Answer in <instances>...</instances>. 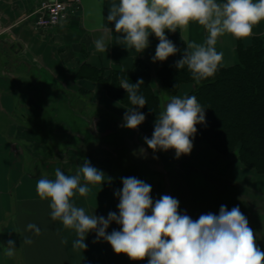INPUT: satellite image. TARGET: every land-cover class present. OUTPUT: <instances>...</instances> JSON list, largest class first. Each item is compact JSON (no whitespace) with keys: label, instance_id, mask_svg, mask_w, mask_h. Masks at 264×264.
Returning <instances> with one entry per match:
<instances>
[{"label":"crops","instance_id":"1","mask_svg":"<svg viewBox=\"0 0 264 264\" xmlns=\"http://www.w3.org/2000/svg\"><path fill=\"white\" fill-rule=\"evenodd\" d=\"M118 2L81 0L68 21L41 29L31 16L35 9L31 0H0V264H148L147 257L133 261L116 254L105 240H97L95 232L87 235L86 249L74 248L75 231L53 221L50 201L37 196L39 178H54L56 168L75 174L85 158L110 178L102 186H90L87 196L77 193L73 198L87 213L118 215L115 193L123 187L122 178L134 176L151 185L153 200L170 195L179 200V211L193 220L209 212L218 215L221 205L228 210L238 206L264 250L262 192L245 194L229 181L200 176L194 168L195 147L179 158L171 149L153 152L144 140L154 131V122L147 117L136 130L123 126L129 107L115 98V92L109 93L105 86L109 78L115 72L132 74L144 62L151 69L152 89L160 96L158 73L171 66L173 57L152 62L159 42L154 35L142 53L126 49L118 41L121 34L106 19ZM166 35L173 43L177 38L183 41L181 35L199 43L207 33L190 22L187 32ZM255 38H264V21L254 26L251 37H219L221 67L237 65L239 46L248 48ZM98 39H103L106 52L96 50ZM168 100L161 102L162 109ZM29 223L40 228L39 235L26 230ZM113 230H120V225L112 222L106 231ZM26 238L33 242L23 244ZM8 240L15 241L12 257L3 254Z\"/></svg>","mask_w":264,"mask_h":264},{"label":"clouds","instance_id":"2","mask_svg":"<svg viewBox=\"0 0 264 264\" xmlns=\"http://www.w3.org/2000/svg\"><path fill=\"white\" fill-rule=\"evenodd\" d=\"M121 34L118 41L126 49L142 53L149 47V37L158 39L152 62H164L180 51L168 39L166 32L180 34L188 31L190 22H196L206 31L203 42L187 41L182 58L177 60L178 70L187 69L197 83L214 78L222 66L223 52L217 51L218 38L230 34L236 39L253 35L254 26L264 21V0H119L106 17ZM98 52H106L103 39L95 42ZM143 79L131 83L120 79L132 107L126 109L124 127L136 130L146 119L140 112L147 100L139 94ZM205 122V108L195 95H173L154 122L151 138L144 137L153 152L174 150L176 158L189 155L197 124ZM105 173L92 166L86 158L79 170L65 175L59 168L54 178L42 176L36 182V193L41 200H49L50 217L60 221L64 228L74 230L77 239L73 247L86 249L85 239L95 232L97 240L109 243L116 254H125L130 260L148 264H264V250L256 243L254 230L238 206L228 210L221 205L219 214H201L193 220L179 211V200L162 195L153 200L150 184L134 176L122 178L119 197V214L109 212L107 218L89 214L77 206L74 197L87 196L90 186L103 185ZM115 222L120 230L108 233ZM27 231L40 234L35 223ZM31 238L23 239L30 245ZM4 256L15 254V241L3 246Z\"/></svg>","mask_w":264,"mask_h":264},{"label":"trees","instance_id":"3","mask_svg":"<svg viewBox=\"0 0 264 264\" xmlns=\"http://www.w3.org/2000/svg\"><path fill=\"white\" fill-rule=\"evenodd\" d=\"M180 50L173 57L170 67L160 70L162 90L166 94L177 95L181 85L191 84L195 95L205 108V122L197 124L196 139L207 141L209 149L223 156H236L243 167L264 175V38H255L248 48L239 46L238 64L220 67L214 78L197 84L187 69L178 70L177 60L182 58L185 44L175 39ZM138 70L132 74L115 72L105 85L109 93L123 105L132 107L126 91L120 86V79L131 83L143 79L139 88L147 104L139 109L155 122L162 111L161 99L152 89L150 66L139 62Z\"/></svg>","mask_w":264,"mask_h":264},{"label":"rangeland","instance_id":"4","mask_svg":"<svg viewBox=\"0 0 264 264\" xmlns=\"http://www.w3.org/2000/svg\"><path fill=\"white\" fill-rule=\"evenodd\" d=\"M192 90L193 85L184 84L180 86L177 95H189ZM160 96L161 102H164L165 98L169 99L172 95L166 94L161 89ZM76 111L79 113L80 110L77 109ZM193 145L191 153H193L194 147L198 152L195 159L197 166L195 165L194 168L200 176L210 181H229L231 185L235 186L236 190L238 189L245 194L257 191L262 192V195H264V175L258 176L254 171L243 167L235 155L232 157L231 155L223 156L217 154L214 150H210L207 141L194 138ZM205 165L212 169L205 168ZM199 180H202V178H199Z\"/></svg>","mask_w":264,"mask_h":264},{"label":"built area","instance_id":"5","mask_svg":"<svg viewBox=\"0 0 264 264\" xmlns=\"http://www.w3.org/2000/svg\"><path fill=\"white\" fill-rule=\"evenodd\" d=\"M35 4L32 17L41 29H54L68 21L81 6V0H31Z\"/></svg>","mask_w":264,"mask_h":264},{"label":"water","instance_id":"6","mask_svg":"<svg viewBox=\"0 0 264 264\" xmlns=\"http://www.w3.org/2000/svg\"><path fill=\"white\" fill-rule=\"evenodd\" d=\"M18 105H19V102L17 101V103H16V111H18Z\"/></svg>","mask_w":264,"mask_h":264}]
</instances>
